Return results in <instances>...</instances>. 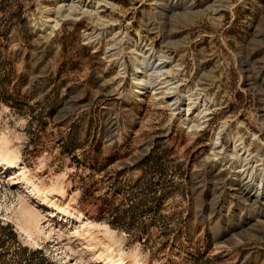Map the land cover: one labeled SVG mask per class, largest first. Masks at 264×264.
Returning a JSON list of instances; mask_svg holds the SVG:
<instances>
[{"label": "rangeland", "instance_id": "obj_1", "mask_svg": "<svg viewBox=\"0 0 264 264\" xmlns=\"http://www.w3.org/2000/svg\"><path fill=\"white\" fill-rule=\"evenodd\" d=\"M3 138L0 264H264V0H0Z\"/></svg>", "mask_w": 264, "mask_h": 264}, {"label": "trees", "instance_id": "obj_2", "mask_svg": "<svg viewBox=\"0 0 264 264\" xmlns=\"http://www.w3.org/2000/svg\"><path fill=\"white\" fill-rule=\"evenodd\" d=\"M151 161L152 160H149L148 162L150 163ZM147 174H148V172L146 173V175ZM163 194L164 193H162V192H160V194H158L157 189L156 190L147 189V191L142 192L138 201L131 206L133 214L136 213L138 210H140L142 207H145L149 201L158 202L156 205L162 204L163 198L165 197ZM102 211L103 212H105V211L112 212L111 208L109 209L108 206L106 208H103ZM117 211L121 212L120 207L117 208ZM156 211L157 212L159 211L158 207L156 208ZM111 225H112V227H118L115 223H112V222H111ZM2 227L5 229L6 228L12 229V226L9 223L6 224L5 226H2ZM11 231H12L11 234L13 235V237H16V233L13 230H11ZM34 253L42 254L41 251H34ZM38 261H48V258H46L44 255H42L40 258H38Z\"/></svg>", "mask_w": 264, "mask_h": 264}, {"label": "bare ground", "instance_id": "obj_3", "mask_svg": "<svg viewBox=\"0 0 264 264\" xmlns=\"http://www.w3.org/2000/svg\"><path fill=\"white\" fill-rule=\"evenodd\" d=\"M6 140H7L6 138H3V139H0V142H2V144H3V142H5ZM19 159H20V157H19L18 152L11 151V150L5 148L3 145L0 147V164L4 165L5 168H7L8 166H11V165H15L16 166L17 165V161Z\"/></svg>", "mask_w": 264, "mask_h": 264}]
</instances>
